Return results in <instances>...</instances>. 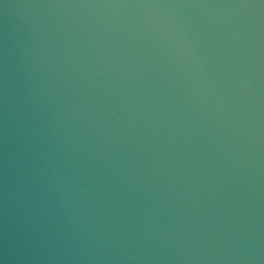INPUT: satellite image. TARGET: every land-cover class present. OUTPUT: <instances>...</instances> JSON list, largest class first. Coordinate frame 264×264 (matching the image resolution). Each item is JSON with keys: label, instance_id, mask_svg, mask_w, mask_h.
<instances>
[{"label": "clouds", "instance_id": "9594fccd", "mask_svg": "<svg viewBox=\"0 0 264 264\" xmlns=\"http://www.w3.org/2000/svg\"><path fill=\"white\" fill-rule=\"evenodd\" d=\"M138 6L245 9L254 18L255 27L264 30L260 24L264 0L219 5L145 3ZM230 24L233 35L240 39V30L245 28L243 19ZM175 31L192 57L197 73L210 81L190 35L179 25ZM40 47L41 52L36 55H41L46 45ZM33 66L41 75L26 73L30 81L38 84H26L21 105L10 100L5 60L3 199L5 220L8 221L10 213L13 231L9 237L6 230L5 254L0 256V264H15L18 251L32 253L24 257L26 261L42 259L49 264L191 261L205 259L197 250L210 251V245L218 243L217 236L228 240L234 248L244 243L239 232L225 236L207 223L199 224L198 230L192 223L181 224L171 215L163 217L156 210L160 205L166 211L161 201L171 204L176 199L188 200L178 190L180 182L165 171L166 162L154 157L156 163H150L136 156L120 138L125 131L122 125L117 129L106 118L90 111L100 107L94 101L81 97L85 101L81 104L58 91L45 79L50 75L46 67ZM56 68L71 76L70 68L59 63ZM50 79L59 83L55 75ZM210 87H214L211 81ZM10 103L15 106L13 109ZM100 110L123 123V118L111 109ZM161 177L171 184L156 183Z\"/></svg>", "mask_w": 264, "mask_h": 264}]
</instances>
